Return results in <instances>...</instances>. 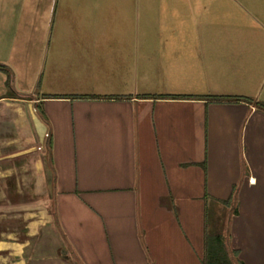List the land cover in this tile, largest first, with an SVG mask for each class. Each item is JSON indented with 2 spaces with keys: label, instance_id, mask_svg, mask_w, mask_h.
Wrapping results in <instances>:
<instances>
[{
  "label": "crops",
  "instance_id": "1",
  "mask_svg": "<svg viewBox=\"0 0 264 264\" xmlns=\"http://www.w3.org/2000/svg\"><path fill=\"white\" fill-rule=\"evenodd\" d=\"M0 64V264H203L180 202L232 195L264 264V0H0Z\"/></svg>",
  "mask_w": 264,
  "mask_h": 264
},
{
  "label": "trees",
  "instance_id": "2",
  "mask_svg": "<svg viewBox=\"0 0 264 264\" xmlns=\"http://www.w3.org/2000/svg\"><path fill=\"white\" fill-rule=\"evenodd\" d=\"M0 70L6 73L7 75V86L11 89V97H17L22 99H30L29 96H23L19 93H16L13 91V72L12 70L6 66L0 64ZM144 97V96H143ZM146 97V96H145ZM47 98V97H46ZM78 98H87L86 96H81ZM108 98H122V97H108ZM154 98H167V99H205V100H217V101H245V102H254L253 99L243 96H235V95H206V96H187V95H174V96H156ZM256 105L259 109L264 111V103L257 102ZM47 147H48V155H47V169L49 174H54L53 169V163L50 159V151L52 147L51 138L47 141ZM54 182V179L50 181ZM52 186L53 183L51 184ZM233 202V195L229 198V200L225 202H221L224 205H229ZM54 207L56 208L54 211V217H55V223L59 225V219L57 214V207H56V201L54 200ZM212 211L210 209H207L205 212V232H204V258H203V264H236L233 261V258L231 256V252L228 249V245L225 241L224 236L222 235L221 231L219 229H216L215 222H213V215L211 213ZM234 214H238V210L235 209ZM233 256L238 255V251L234 250ZM238 264H244L242 261H237Z\"/></svg>",
  "mask_w": 264,
  "mask_h": 264
},
{
  "label": "rangeland",
  "instance_id": "3",
  "mask_svg": "<svg viewBox=\"0 0 264 264\" xmlns=\"http://www.w3.org/2000/svg\"><path fill=\"white\" fill-rule=\"evenodd\" d=\"M34 94V93H33ZM157 188H160L157 187ZM49 189V195L52 196L54 194V186L49 185L48 187ZM211 198V197H210ZM215 198H211L209 200V203H192L189 206L185 203V202H180V204H182L183 209V213H182V224L185 228H187V230H202V220H204V226H205V212L207 211V209H210L213 215V222H215L216 225V229H219L222 233V235L225 238V241L228 245V249L231 252V256L233 258V261L237 263V261H240L239 259V254L236 256H233V251L235 250V248L232 246L231 244V234H230V225H231V221L234 217V212L235 209L239 210V202H232L229 205H224L222 203H218ZM188 206V207H187ZM50 211L51 213L54 214L55 211V207H54V198L52 197V203L50 206ZM202 213H203V219H202ZM57 225V224H56ZM60 225V223H59ZM58 227V225H57ZM205 228V227H204ZM205 231V229H204ZM179 236V235H177ZM55 239L57 240L59 238V240L61 239V236L59 234L55 233ZM54 237L53 240L55 241ZM178 247V246H177ZM176 247V249H177ZM173 249H175V247H173ZM238 251V250H237ZM260 251L262 252V249H260ZM176 254H174L177 259H179L180 256L183 257L184 260H186L185 254H184V249H177L176 250ZM169 253V251H168ZM239 253V251H238Z\"/></svg>",
  "mask_w": 264,
  "mask_h": 264
}]
</instances>
